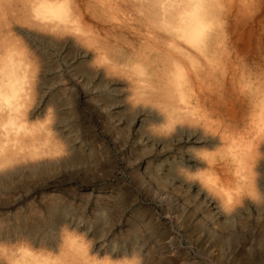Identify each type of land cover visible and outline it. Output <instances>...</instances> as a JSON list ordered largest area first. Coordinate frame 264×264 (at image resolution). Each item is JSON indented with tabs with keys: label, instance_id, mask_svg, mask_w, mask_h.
<instances>
[{
	"label": "bare ground",
	"instance_id": "obj_1",
	"mask_svg": "<svg viewBox=\"0 0 264 264\" xmlns=\"http://www.w3.org/2000/svg\"><path fill=\"white\" fill-rule=\"evenodd\" d=\"M103 131L156 203L133 214L154 245L101 258L87 231L63 226L55 242H0V264L191 262L196 247L229 260L264 246V0H0L2 198L34 175L53 183L74 147L99 153Z\"/></svg>",
	"mask_w": 264,
	"mask_h": 264
},
{
	"label": "rangeland",
	"instance_id": "obj_2",
	"mask_svg": "<svg viewBox=\"0 0 264 264\" xmlns=\"http://www.w3.org/2000/svg\"><path fill=\"white\" fill-rule=\"evenodd\" d=\"M65 120V116H63L61 122L63 125L60 123V127L64 128ZM101 136L109 146L102 140L105 149L99 153L93 152V154L89 150L86 152L80 147H74L72 158L64 162L65 164L59 163L55 166L56 172L53 176L56 180L53 183L49 181L46 185H38L37 181L40 178L38 175H34L30 177L34 180L27 177L25 183L16 184L14 188H9L12 191L17 190L11 199L4 200L2 198L4 195L0 193V242L12 240L24 234L43 237L47 241L55 242L59 236L60 227L66 226L67 229L76 231L77 234H83L87 231L92 241L100 245L99 256L101 258L106 255L112 260L121 257L130 258L133 247L136 245L135 238L141 241L139 246H143V251L145 248V251L149 250L150 246L154 245L153 239L144 235L146 232L139 224L135 223L133 214L140 209L143 210L144 207H148L152 211L151 207H155L156 203L146 198L137 189L132 177V168L124 160L126 155L124 151L115 149L112 142L108 140L105 131L102 132ZM99 157L109 159L110 162H100ZM43 169H39L37 174L43 175ZM23 187L29 192L21 196L22 192L25 191ZM51 193L52 196H50ZM76 193L80 194L77 195ZM27 203L37 205V207L53 204L54 207L32 213L15 211V208ZM251 224L248 223V225ZM236 241L238 240L235 238L234 244ZM183 243L187 246L186 241ZM232 246L235 247V245ZM236 246L239 247L240 244ZM246 247L240 248L241 255L238 258L229 260L220 257L218 259H206L205 255L202 254L206 251L196 247L198 250L189 252L194 257L191 262L157 263L153 260H143L140 264H264V246L255 244L254 246L246 245Z\"/></svg>",
	"mask_w": 264,
	"mask_h": 264
}]
</instances>
